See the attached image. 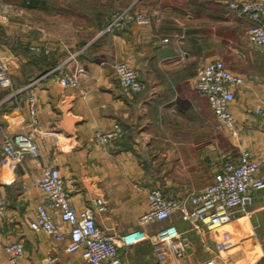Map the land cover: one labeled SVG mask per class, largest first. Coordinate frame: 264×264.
<instances>
[{"label": "crops", "instance_id": "obj_1", "mask_svg": "<svg viewBox=\"0 0 264 264\" xmlns=\"http://www.w3.org/2000/svg\"><path fill=\"white\" fill-rule=\"evenodd\" d=\"M231 1L241 0H0V57L8 62L12 79L11 87L0 86V195L7 202L0 215V264H9L3 246L15 240L24 245L16 264H84L79 251L65 249L69 226L55 211L62 239L29 226L37 204L45 202L37 180L46 164L59 169L74 209L91 207L107 233L144 229L153 234L174 223L189 237L180 257L146 239L120 245L122 264H145L165 248V264H199L211 256L236 262L237 240L225 241L222 232L236 235L245 214L202 231L189 230L178 212L139 222L148 189L184 197L212 183L244 149L259 161L258 174L264 178V51L248 37L254 21L231 8ZM128 6L149 21L104 30L111 13ZM216 58L244 79L229 105L235 135L194 82L197 61ZM119 60L136 69L141 91L120 86L114 69ZM56 63H62L60 68L49 72ZM76 67L83 68L78 84L62 85L59 75ZM30 93L37 126L46 132L36 137L41 155L12 161L3 143L32 128ZM115 122L123 136L97 142L95 133ZM257 200L264 201V188L253 193L252 204Z\"/></svg>", "mask_w": 264, "mask_h": 264}, {"label": "built area", "instance_id": "obj_2", "mask_svg": "<svg viewBox=\"0 0 264 264\" xmlns=\"http://www.w3.org/2000/svg\"><path fill=\"white\" fill-rule=\"evenodd\" d=\"M229 6L247 13L254 21L247 31L248 37L252 42L260 45L264 51V1H231ZM147 21V16L144 14L129 12L127 8L112 14L106 30L122 29L134 22L147 23ZM45 50L48 51V49ZM74 56L75 54H72L69 59ZM61 64L54 66L49 72L58 70ZM114 69L119 84L124 90L138 92L143 89V83L136 69L127 61H117ZM82 72V67L63 71L58 77L59 82L62 85L74 87L78 84L79 74ZM243 81V77L228 69L220 58L200 59L196 63L195 86L207 97L220 123L233 135L236 134V127L229 105L234 98V89ZM33 83L34 81L27 86ZM0 86H12L8 62L2 57H0ZM36 112L35 98L33 93H30L28 114L29 125L32 128L14 133L3 143V152L12 161L20 160L25 156L37 160L41 155L36 137L45 135L46 132L39 130ZM260 113L264 120V107ZM123 134V127L115 122L111 129L97 131L94 138L97 142L106 144L121 138ZM258 167L259 161L248 149H244L236 161H227L223 165L212 183L200 190L191 191L184 197H167L159 188H150L146 194L147 209L139 216V222L147 224L161 221L178 212L180 218L188 223L189 230L219 229L230 223L238 213L246 214L253 203V193L264 188V178L258 174ZM37 185L44 194L45 202L37 204L35 217L29 221V226L34 230L44 231L57 239H62L64 233L53 216L55 211L60 220L69 226L66 233L69 241L65 249L69 252L79 251L84 264H122L118 247L145 239L153 245H167L177 257L183 255L189 244L188 235L182 233L174 223L159 228L153 234H148L144 229H132L119 236L107 233L97 225L91 207H85L78 212L74 209L61 173L52 164L43 166ZM95 202L102 204L101 199H96ZM6 208L7 202L0 195V215ZM222 234L225 240L230 238L228 231H223ZM3 248L8 254L9 264H16L24 252V245L20 240L6 243ZM166 250L167 248L156 250L157 258L145 264H165L161 256L166 253ZM199 264H229V262L218 261L216 257L211 256L203 259ZM252 264H264V260Z\"/></svg>", "mask_w": 264, "mask_h": 264}, {"label": "rangeland", "instance_id": "obj_3", "mask_svg": "<svg viewBox=\"0 0 264 264\" xmlns=\"http://www.w3.org/2000/svg\"><path fill=\"white\" fill-rule=\"evenodd\" d=\"M127 8L129 12H137L133 11L131 6L124 7L116 11L125 10ZM113 13H111L110 17ZM104 30H106V26ZM239 216L242 217L244 215L242 213H238L236 217ZM245 216L243 218L244 225L241 224L243 226L242 230L238 231L236 235L230 236L228 240L223 238L225 241L233 244L237 240L235 243L237 247L235 249L236 253L234 258L238 259L234 264H252L257 261L264 260V201H255L254 204L248 208V212Z\"/></svg>", "mask_w": 264, "mask_h": 264}, {"label": "trees", "instance_id": "obj_4", "mask_svg": "<svg viewBox=\"0 0 264 264\" xmlns=\"http://www.w3.org/2000/svg\"><path fill=\"white\" fill-rule=\"evenodd\" d=\"M114 29H115V28H114ZM56 65H57V63H56V64H54V65H52V66L50 67V69H52V68H53L54 66H56ZM50 69H49V70H50Z\"/></svg>", "mask_w": 264, "mask_h": 264}]
</instances>
